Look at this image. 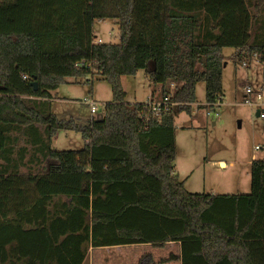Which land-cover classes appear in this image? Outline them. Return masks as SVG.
<instances>
[{
	"label": "trees",
	"instance_id": "obj_1",
	"mask_svg": "<svg viewBox=\"0 0 264 264\" xmlns=\"http://www.w3.org/2000/svg\"><path fill=\"white\" fill-rule=\"evenodd\" d=\"M108 19L118 43H95L93 23ZM224 48L234 65L264 61V0H0V264H87L88 247L168 242L181 264H264V160L248 194L190 193L173 166L171 105L191 113L200 82L207 105L220 101ZM139 70L168 98L157 114L124 103L120 78ZM93 76L112 91L102 114L58 119L51 92ZM59 131L83 148L52 149Z\"/></svg>",
	"mask_w": 264,
	"mask_h": 264
},
{
	"label": "rangeland",
	"instance_id": "obj_2",
	"mask_svg": "<svg viewBox=\"0 0 264 264\" xmlns=\"http://www.w3.org/2000/svg\"><path fill=\"white\" fill-rule=\"evenodd\" d=\"M95 43H118L119 30L115 20L95 21L92 26ZM233 48L222 50L223 95L212 108L205 102V86L200 82L195 89V103L191 113L173 107L174 169L179 180L190 193L247 194L250 192V165L253 160H264V118L256 112L264 107L248 106L246 88L261 93L264 100V61L252 57L234 65ZM86 80H89L86 83ZM125 93L124 103H147L152 86L144 70L134 76L120 78ZM158 91V89H157ZM156 92V91H155ZM154 92V93H155ZM157 93L156 100H159ZM152 98V97H151ZM96 104L91 114L83 100ZM112 101L110 85L98 77L67 79L52 92V113L63 120L86 125L103 112ZM84 146L75 131H59L52 138L51 147L57 151H78Z\"/></svg>",
	"mask_w": 264,
	"mask_h": 264
},
{
	"label": "crops",
	"instance_id": "obj_3",
	"mask_svg": "<svg viewBox=\"0 0 264 264\" xmlns=\"http://www.w3.org/2000/svg\"><path fill=\"white\" fill-rule=\"evenodd\" d=\"M150 95L152 99L156 100V92L153 95L150 93ZM176 174L179 178L177 172ZM86 262L87 264H181V245L176 242H168L159 246L136 244L99 248L88 247Z\"/></svg>",
	"mask_w": 264,
	"mask_h": 264
},
{
	"label": "built area",
	"instance_id": "obj_4",
	"mask_svg": "<svg viewBox=\"0 0 264 264\" xmlns=\"http://www.w3.org/2000/svg\"><path fill=\"white\" fill-rule=\"evenodd\" d=\"M98 43H100L99 40H98ZM253 57L258 58V56H253ZM256 61H259V59H257ZM242 66L243 67H247L248 64L243 62ZM245 93L248 96V98L244 100V104H246L248 106L257 105V106H260V107H264V100H263V96H262L261 93H256L255 96H254V100L249 98L250 96L252 97V95H253V92H252V90L250 88H246L245 89ZM82 103H83V105L89 107V110H90L91 114H95L96 113V104H95L94 101L89 100V99H84ZM216 103L211 104V105H207V107L212 108ZM145 104L149 108H151V110L155 114H157L161 110L162 107L163 108H167V106L169 105V102H168V98H165V99H163L161 101V100H154V99H152L150 97L148 99L147 103H145ZM171 106L175 107L176 104H172ZM259 112H260L259 117L263 119L264 118V109L260 110Z\"/></svg>",
	"mask_w": 264,
	"mask_h": 264
},
{
	"label": "water",
	"instance_id": "obj_5",
	"mask_svg": "<svg viewBox=\"0 0 264 264\" xmlns=\"http://www.w3.org/2000/svg\"><path fill=\"white\" fill-rule=\"evenodd\" d=\"M31 85H32V87H33L34 90L37 89V83L36 82H32ZM259 114H260V112L257 111L256 112V117H259ZM98 121H101V119H99Z\"/></svg>",
	"mask_w": 264,
	"mask_h": 264
}]
</instances>
